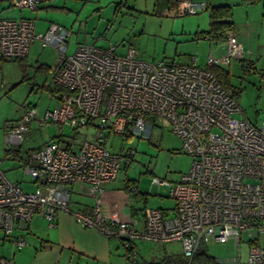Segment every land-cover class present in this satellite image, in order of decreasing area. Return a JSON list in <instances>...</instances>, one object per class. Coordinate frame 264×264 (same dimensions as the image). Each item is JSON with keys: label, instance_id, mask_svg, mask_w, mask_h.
<instances>
[{"label": "built area", "instance_id": "built-area-1", "mask_svg": "<svg viewBox=\"0 0 264 264\" xmlns=\"http://www.w3.org/2000/svg\"><path fill=\"white\" fill-rule=\"evenodd\" d=\"M47 0H11L18 7L36 10ZM205 1L180 0L169 14H195ZM34 21L26 17L0 18V60L26 56L33 40L57 48L50 81L64 88L54 96L57 104L39 112L24 104L20 117L7 123L5 148L20 145L29 132L52 123L72 129L92 126L85 139H50L22 153L20 164L30 176L32 189L10 181L0 158V239L24 228L35 213L49 223L56 213L71 214L82 226L107 237H118L127 250V264H154L139 259L135 241L179 242L185 264L202 243L231 241L236 255L216 258L215 264H264V246L248 239V253L241 258V233H264V121L255 125L242 112L232 91L224 87L212 65L227 67L249 54L234 30H226L223 51L207 56L204 66L194 57L188 63L147 62L132 46L118 52L108 43H78L68 53L72 30L51 23L35 33ZM106 95V99L104 97ZM91 122V123H90ZM154 126L168 128L190 155L189 170L178 181L153 176V185L166 186L175 200L171 211L148 208L139 224L130 207L105 197L104 183L120 179L128 192L137 185L121 175L132 163L134 150H109L110 135L148 137ZM8 147V148H7ZM90 196L89 210L71 209L72 193ZM104 201L109 211L103 208ZM15 246L26 241L13 239ZM0 264H12L0 259Z\"/></svg>", "mask_w": 264, "mask_h": 264}, {"label": "rangeland", "instance_id": "rangeland-1", "mask_svg": "<svg viewBox=\"0 0 264 264\" xmlns=\"http://www.w3.org/2000/svg\"><path fill=\"white\" fill-rule=\"evenodd\" d=\"M211 2L217 4L224 1ZM226 3L232 5L233 21L238 31L245 27L246 18L253 28L258 27V31H261L262 46L253 44L252 62L232 60L226 67L230 84L239 89L236 99L242 112L238 116L246 117L255 125H259L264 121V0L252 3L227 0ZM64 6L68 9L62 8ZM98 6H101L100 12L93 13V9ZM164 7L165 3L161 0H48L36 10H31L11 5L7 0H0V17L18 18L25 15L24 17L34 21L35 33H44L48 22L56 20L67 25V28L69 26L74 30L80 28L88 42L95 41L96 45L106 46L112 43L117 46L118 52H123L130 45L135 48L136 55L147 62L188 63L194 57L197 64L204 66L207 56L211 54L210 51L214 56L220 54L214 51L215 43L210 44V40L203 37L195 38V33L190 31L197 18L200 28L208 27L209 18L205 9L195 14L173 16L166 12ZM86 20L88 22L85 25ZM103 21L105 24L108 23L107 27L110 25L109 31L103 30L105 27ZM73 36L68 43V53L74 50ZM98 36L103 37L95 40ZM34 41L38 45L41 43L39 39ZM39 47L46 61L53 65L56 62L53 58L55 53H58L57 48L52 45ZM22 62L24 65L17 60L0 61V158L6 178L20 182L23 188L30 190L33 188L30 176L24 173L20 162L11 159L12 152L5 149L4 127L20 117L24 104L35 106L39 112H43L46 108H53L57 102L54 96H49L52 93H48V90L42 87L45 79L50 80L49 73L46 74V70L42 71L36 63L31 62L28 65L26 60ZM93 131L92 126L72 129L65 124L60 126L52 123L47 128H37L29 132L28 138L25 137L21 145L8 144V147L17 148L23 153L29 147L57 138L59 133L61 138L77 141L88 138ZM106 147L114 152L134 150L132 163L125 174L122 171L121 175H126L137 185V197L129 195V202L132 200V206L136 207L132 209L133 216L139 224L143 221L148 208L172 210L175 200L169 197L168 188L153 185L151 179L156 176L174 182L189 170L191 157L182 150L178 136L168 128L154 126L148 137L126 138L121 135H110ZM122 183L120 179H116L104 183L103 186L115 188ZM71 197L74 200L92 201L90 197L74 195ZM248 239H256L259 245L264 246V233L253 232L248 236L246 232H242L239 248L242 259L247 257ZM200 247L216 258L232 257L238 252V248L231 241L227 243L208 241L202 243ZM135 249L139 259L150 261H158L164 254H179L182 251L180 243L174 241L159 243L138 240L135 241Z\"/></svg>", "mask_w": 264, "mask_h": 264}, {"label": "crops", "instance_id": "crops-1", "mask_svg": "<svg viewBox=\"0 0 264 264\" xmlns=\"http://www.w3.org/2000/svg\"><path fill=\"white\" fill-rule=\"evenodd\" d=\"M161 1L165 3L164 8L166 9V12H170V10L173 9L176 3L180 0ZM211 1L212 0H210V2ZM222 1L224 2H218L217 4L226 3L227 0ZM99 7L101 6L95 7L93 9V13H96L97 11L99 13ZM62 8L68 9L65 6ZM21 16L24 17L25 15ZM100 16L102 17V14ZM87 22L88 20H86L85 25L87 24ZM50 23H57L64 27H68L67 25L59 21L50 20L46 28ZM103 23L105 24V21H103ZM107 24L108 23H106L104 25L105 27H103L104 31H106V29H108L109 31L110 25L107 27ZM244 25L245 27L239 31L235 28L234 25V31L237 34L238 39L243 45L244 49L249 51L247 59L243 60L252 62L254 52L251 50V48L253 44L255 43L259 47L262 46L261 31H258V27L253 28L248 18H246ZM249 25L250 27H248ZM69 28L72 30V35H74L72 49H75L76 44L78 43H91L88 42L87 37L82 34L80 28H78V30H74L72 26H69ZM207 28H200V26H198L197 18L190 31L196 34L197 32L206 30ZM102 37L103 36H98L95 38V40ZM200 37L210 40V44L215 43V53H221L223 51L224 41L222 38L211 40L210 38H208V36ZM94 42L95 41H92V43ZM39 44L40 45H38L34 40L31 42L28 53L25 56V60L28 62V65L33 62V64L36 63V65L42 64L45 67L48 66L49 68L47 69L46 74L49 73L50 75L56 62L52 65L51 62L49 63L46 61L45 56L42 55V50L39 49V46H44H42L40 42ZM210 52L212 53V51ZM57 55L58 53H55V56L53 58L55 59V61ZM30 60L32 61L30 62ZM43 70L44 69H42V71ZM47 79H45L44 81L45 86L47 84H52L51 81H48ZM48 93L51 92L48 90ZM11 155V159L19 162V158H17L13 153H11ZM104 190L105 197L113 199L117 204L129 206L131 213L133 212V208L136 209L135 206H132V200H130L131 202H129V195L131 194L124 191L123 183L116 186L115 188L104 187ZM72 195L80 197H90L78 192H73ZM92 204L93 199L91 202H86L83 199H72L71 209L79 208L83 210H89ZM103 208L105 212L109 211V206L107 205L106 201H104L103 203ZM21 236L25 239L26 243L22 247L18 248L13 243V239ZM123 248L124 250H122ZM0 259H8L12 264H127L128 260L127 250L122 246L121 240L118 237H107L94 228L82 226L74 220L71 214L65 212L56 213L52 220V223H49L48 220L41 214L35 213L24 228H16L14 229L13 234L10 237L0 239Z\"/></svg>", "mask_w": 264, "mask_h": 264}, {"label": "trees", "instance_id": "trees-1", "mask_svg": "<svg viewBox=\"0 0 264 264\" xmlns=\"http://www.w3.org/2000/svg\"><path fill=\"white\" fill-rule=\"evenodd\" d=\"M7 1L11 5H13L11 3V0H7ZM257 1L259 0H240V2H245V3H252V2H257ZM45 2L39 3L37 5V8L39 7V5ZM205 2H206L205 10L208 12V16H209V25L206 30L197 32L195 34L196 35L195 38H199L200 36H208V38H210L211 40H216L220 38L223 39L226 30H234L232 5L226 4V3L213 4L210 2V0H205ZM20 17H23V16H20ZM0 18H7V17H0ZM4 60H17L18 63H20L21 65H24L22 61L23 60L25 61V56L2 58L0 61H4ZM249 62H246V64H250ZM37 66L40 69H44L43 71L46 70V72H47V69L49 68L48 66L45 67L42 64H39ZM209 69L214 72V74L217 76L218 80L224 87L232 91V95L234 99L237 101L236 97L239 94L238 93L239 89L235 88L234 86L230 84L229 78H228V75H229L228 69L226 67H221L217 65H212L209 67ZM42 87L49 90L52 94L61 93L62 91H64V88L56 84H47L45 86V83H44L42 84ZM59 136L60 135H57V137ZM122 137L131 138L132 135L124 134L122 135ZM8 152H12L19 159H21L22 157L21 151L17 148L8 150ZM124 191L128 192V189L126 188V186H124ZM136 191L131 192V193L128 192V193L137 197ZM214 259H215L214 256L210 255L204 248L199 247L194 255L192 263L193 264H215ZM152 262L154 264H185L186 260L184 259L182 251H181V253L179 254H164L158 261H152Z\"/></svg>", "mask_w": 264, "mask_h": 264}]
</instances>
